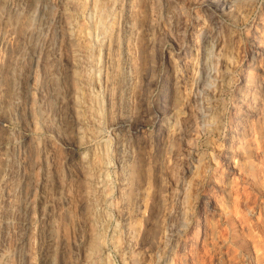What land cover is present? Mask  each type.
<instances>
[{
    "label": "rangeland",
    "instance_id": "obj_1",
    "mask_svg": "<svg viewBox=\"0 0 264 264\" xmlns=\"http://www.w3.org/2000/svg\"><path fill=\"white\" fill-rule=\"evenodd\" d=\"M67 1L0 0V264H264V0Z\"/></svg>",
    "mask_w": 264,
    "mask_h": 264
},
{
    "label": "bare ground",
    "instance_id": "obj_2",
    "mask_svg": "<svg viewBox=\"0 0 264 264\" xmlns=\"http://www.w3.org/2000/svg\"><path fill=\"white\" fill-rule=\"evenodd\" d=\"M70 1V2H69ZM69 1H67L66 2V6H69L70 8H71V13H72V15L74 14L75 15V20H78V19H76V18H78V16L80 15V10L82 9V8H84L83 6H84V1H86V0H69ZM161 2L160 0H152V2ZM93 2H94V5L96 6H98V7H100L98 4H100V5H102L101 7H103V8H106L109 12L116 6V4H117V0H93ZM92 2V3H93ZM93 5V6H94ZM105 6V7H104ZM82 7V8H81ZM98 7H96V9L98 8ZM153 7V8H152ZM67 8V7H66ZM81 8V9H80ZM95 8V7H94ZM102 8V9H103ZM68 9V8H67ZM101 9V8H100ZM105 9V10H106ZM104 10V9H103ZM106 10V11H107ZM156 9L154 8V5H153V3L151 4V11L153 12V11H155ZM82 11V10H81ZM173 11V10H172ZM181 11V10H180ZM122 12V11H121ZM161 12V10H159L158 11V13H160ZM108 13V12H107ZM119 14H120V12H119ZM118 14V15H119ZM183 14V13H182ZM122 15V13L120 14V16ZM141 15V14H140ZM143 15V14H142ZM152 15V17H153V14H151ZM150 15V16H151ZM179 15H180V13H179ZM179 15H177V16H179ZM120 16H118V17H120ZM180 17V16H179ZM177 18V17H176ZM133 19V18H132ZM175 20H177V19H175ZM139 21V16L138 15H135V17H134V19H133V23H137ZM142 21V20H141ZM144 21V20H143ZM80 22V21H79ZM78 22V23H79ZM140 22V21H139ZM138 22V23H139ZM176 22V21H175ZM179 22V21H178ZM76 23H77V21H76ZM72 30V29H71ZM80 46V45H79ZM227 50H225V51H223V57H224V59H223V63H224V66H225V64L227 65V61H226V57H227V55H226V52ZM228 59V58H227ZM225 61L227 62V63H225ZM172 68V67H171ZM173 70V73H174V68L172 69ZM175 70H176V68H175ZM79 75V74H78ZM220 86V85H219ZM218 88V87H217ZM187 91V90H186ZM185 91V92H186ZM188 93V92H187ZM184 94L181 92L180 93V91L178 90L177 92H176V94L173 96V106H172V108H173V111H171L172 113L169 115L171 118H172V121H173V123H174V126H178L179 127V119H178V117L180 116V115H182L183 113H184V111H185V109H184V103L182 102L183 101V99H184V97L185 96H183ZM76 99V98H75ZM186 101V100H185ZM172 108H171V110H172ZM169 116H168V118H169ZM166 118V117H165ZM167 120V119H166ZM171 120V119H170ZM169 125V124H168ZM172 125V124H171ZM173 126V127H174ZM169 128V127H168ZM171 128V127H170ZM176 129V128H175ZM172 130V129H171ZM171 133V132H170ZM169 133V134H170ZM171 144V143H170ZM167 146V145H166ZM168 149V148H167ZM91 162V161H90ZM87 165V164H86ZM97 166V165H96ZM88 167V166H87ZM89 177V176H88ZM92 190V189H91Z\"/></svg>",
    "mask_w": 264,
    "mask_h": 264
}]
</instances>
